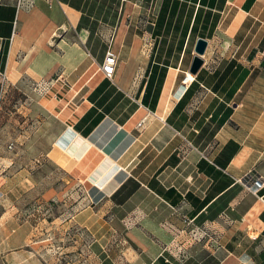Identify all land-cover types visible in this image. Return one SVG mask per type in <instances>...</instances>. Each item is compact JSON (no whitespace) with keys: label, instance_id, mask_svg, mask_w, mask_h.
Listing matches in <instances>:
<instances>
[{"label":"crops","instance_id":"0c3cea01","mask_svg":"<svg viewBox=\"0 0 264 264\" xmlns=\"http://www.w3.org/2000/svg\"><path fill=\"white\" fill-rule=\"evenodd\" d=\"M0 74L88 264H264V0H0Z\"/></svg>","mask_w":264,"mask_h":264},{"label":"rangeland","instance_id":"374dc122","mask_svg":"<svg viewBox=\"0 0 264 264\" xmlns=\"http://www.w3.org/2000/svg\"><path fill=\"white\" fill-rule=\"evenodd\" d=\"M5 85L0 74V264L18 263L23 251L35 247L31 261L88 264L93 241L73 222L83 191L36 155V125L24 121L17 107L21 96L5 93ZM210 236L204 235V244Z\"/></svg>","mask_w":264,"mask_h":264},{"label":"built area","instance_id":"2783aa9c","mask_svg":"<svg viewBox=\"0 0 264 264\" xmlns=\"http://www.w3.org/2000/svg\"><path fill=\"white\" fill-rule=\"evenodd\" d=\"M117 66H118L117 55L114 52L110 51L107 55V58L104 64L101 67V70L108 79L113 80L117 72ZM2 75L6 81V75L5 74H2ZM254 186H255L256 191L261 190L264 188V183L260 180H257L255 181Z\"/></svg>","mask_w":264,"mask_h":264},{"label":"water","instance_id":"95a60500","mask_svg":"<svg viewBox=\"0 0 264 264\" xmlns=\"http://www.w3.org/2000/svg\"><path fill=\"white\" fill-rule=\"evenodd\" d=\"M209 48V42L206 39H199L196 46L197 55L194 58L191 73L197 75L205 64L204 56L206 55Z\"/></svg>","mask_w":264,"mask_h":264},{"label":"bare ground","instance_id":"6f19581e","mask_svg":"<svg viewBox=\"0 0 264 264\" xmlns=\"http://www.w3.org/2000/svg\"><path fill=\"white\" fill-rule=\"evenodd\" d=\"M189 77H191V76H189ZM192 78V77H191ZM191 80V79H190Z\"/></svg>","mask_w":264,"mask_h":264}]
</instances>
